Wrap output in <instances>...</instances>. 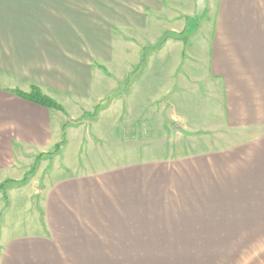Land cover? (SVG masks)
Wrapping results in <instances>:
<instances>
[{
    "label": "crops",
    "instance_id": "crops-1",
    "mask_svg": "<svg viewBox=\"0 0 264 264\" xmlns=\"http://www.w3.org/2000/svg\"><path fill=\"white\" fill-rule=\"evenodd\" d=\"M165 34L185 37L153 52L173 60L151 55L127 83L139 48ZM32 86L63 113L13 94ZM107 98L119 100L79 121ZM165 99L202 142L203 130L231 128V147L162 162L113 155L124 124ZM64 124L65 143L45 157ZM35 164L6 207L0 194V264H264V0H0V184ZM11 192L30 222L7 218Z\"/></svg>",
    "mask_w": 264,
    "mask_h": 264
},
{
    "label": "rangeland",
    "instance_id": "rangeland-1",
    "mask_svg": "<svg viewBox=\"0 0 264 264\" xmlns=\"http://www.w3.org/2000/svg\"><path fill=\"white\" fill-rule=\"evenodd\" d=\"M202 6H203V0H198V7L201 8ZM115 37H118V36L113 35V39H115ZM153 37L154 36H149L148 39L153 40ZM162 37L160 38V40L162 39ZM121 38L123 40L127 39V37L124 35H121ZM181 42H183V41H181ZM147 43H150V42H147ZM147 43L145 45H148ZM177 46H179V45H177ZM150 50H151V47L141 48V49L139 48L137 57L141 60L139 61L138 67L135 66L132 68V71L129 73L130 76H129V79L127 80L128 81L127 83L134 82L136 80V78L142 73V71H144L146 60H144V62H142L143 56L146 59L148 57H150L151 55L153 56V57L151 56L152 58L150 57L152 59L150 61L151 65H153L154 62H156V61H168V59H169V61L173 60L172 51L170 50V48L163 51L162 54H160V55H153L157 51H154V53H153V52H150ZM179 57H181V54ZM118 64H119V66L117 67V70H123L124 66H123V64H121V61H119ZM113 74H115V72H113ZM176 82L179 83V86L181 88L183 87V85H181L180 82L177 81V78H176ZM116 85H117V87L120 85L118 83V81L116 82ZM205 86H206V84H203V92H205L204 91L206 89ZM208 86L206 89L207 91H208V89H212L213 87H215L216 84L211 83V84H208ZM176 87L178 88V85H176ZM115 89H117V88H115ZM136 89H137V90H135L136 97L137 98L143 97L144 95L142 93H138L139 91H138L137 87H136ZM120 91L117 93L122 95L123 92L125 93L127 91V89L123 88V90L120 89ZM124 96H125V94L123 95V97ZM118 97H120V96H118ZM136 97L134 99H136ZM192 98H194V97H191V95L187 96V98H185V93H184V96H182L181 102H183V103L191 102L193 100ZM116 100H119V99H110V98H107V100L105 99L100 105H98L96 108H93V110L90 112V117L83 118L79 121L85 120L86 123L88 125H90V123H92V121L95 120L93 118L96 116L99 109L107 106L108 104H111L112 102H114ZM120 100H122V99H120ZM209 101H210L211 105H215L216 101H214V98L210 99ZM204 106L205 105H203V112L205 111ZM156 107L158 108L156 110L157 112L155 111V113H154L156 115H154V114L152 115L151 113L147 112V113L143 114L140 118L133 120L132 122L124 124L122 129L124 128L125 134L121 133V136H123V137L120 140L117 139L114 142V143H116V146H115L116 151L113 153V155L121 157V160L123 158H125V161H128V162L143 161V160H150V159H153V160L159 159L162 162V161H168L169 159H177L179 157H183L185 154L187 155V153H191L192 156H195V155L197 156L203 152V157L205 158L206 155L215 153L216 151H219L221 149L225 150L226 148L231 147V145H230L231 128L227 127L228 128L227 129L224 127L221 131H217V132L211 131V130H207V131L203 130V142H202L199 135L198 136L196 135V137H195L193 135L187 134L186 131H184V126H183V122H182L183 119H180V120L178 119V116H177L176 112L174 111V108L169 106L167 99L161 100L160 104ZM159 108H161V109H159ZM177 108L181 109L180 106H177ZM206 110H210V107L208 105H206ZM175 118H177V119L175 121H173ZM218 118H219V115H218ZM71 122L72 123H79L78 120L71 121ZM203 125H204V123H203ZM213 127H214V125L211 126L210 128H213ZM117 129H119V128H117ZM120 132H121V130H120ZM115 134L114 135L118 138L120 133L115 131ZM62 139L63 138L61 136V140ZM95 148L97 149V147H95ZM86 150L83 149V152H82L83 156L80 155L81 162H84V159L89 158V155L88 156L84 155V152ZM98 158H100V156L97 158L90 157V159H94V160H97ZM51 162H52V159H48L49 165L47 166V168L44 166V164L40 165L41 166L40 171H38L37 176H36L38 189L40 188L39 186H41L40 185L41 183L39 182V180L41 178V174L44 175L46 172L50 173V171L52 169L51 165L53 163L51 164ZM57 162H58L57 164H59V165H64V162H61V159H58ZM89 163L91 164L93 162H89ZM95 163H98V162H95ZM101 163L106 164L104 162H101ZM122 164H123V162H122ZM35 165H37V164H35ZM42 166L44 167V169ZM55 167L56 166H54L53 168L55 169ZM41 170H43V171L41 172ZM53 171H55V170H53ZM206 185L209 186V184H206ZM12 186H17V185L10 184V185H7L6 187L9 188ZM19 192L20 193H26L28 195L29 187L22 188L21 191H19ZM15 196L16 195L12 194V192H11L10 198H11L12 202H15V204H17V205H15V208L12 210V213L7 218H9L11 220H15V221L16 220L17 221L22 220L21 222H24V223L30 222L29 220H23V219H30L34 216L32 209L30 207L29 208L28 207L25 208L23 206L19 207L18 206L19 203H21V205H23V203L18 202L17 199L15 198ZM34 202H35V199H33L32 204H34ZM1 219H2V216L0 213V220Z\"/></svg>",
    "mask_w": 264,
    "mask_h": 264
},
{
    "label": "trees",
    "instance_id": "trees-1",
    "mask_svg": "<svg viewBox=\"0 0 264 264\" xmlns=\"http://www.w3.org/2000/svg\"><path fill=\"white\" fill-rule=\"evenodd\" d=\"M169 40H173V41H177V42H181V41L184 42L185 37L183 35L177 36V35L165 34V35H163L162 39L154 47H151L150 52H154V51L159 50L164 45V43L166 41H169ZM144 60H146V58L143 56L142 62H144ZM13 94L16 95L17 97L23 99V100H26V101L31 102L33 104H36L38 106H41V107H44L47 109H52V110L59 111V112L63 113V108L59 104H57L53 99L43 95L41 93V91L39 90V88H37L35 86H32L31 90L28 93H23L19 90H13ZM67 125L68 124H64L63 128H62L63 132H62L61 136L63 139L60 141L59 144H57V146H55V148L52 152L45 154V157L51 158L59 152V149L65 143L64 131H65ZM41 157L42 156H38L37 160L40 159ZM35 171H36V165H33V167L29 170V172H27L25 174V176L23 177V179L21 181H19V182L6 181V182L0 184V194H2V196H3L5 207L8 205L7 196H6V190H7L6 186L10 185V184L17 185V186H21V185L26 184L28 182V180L33 176Z\"/></svg>",
    "mask_w": 264,
    "mask_h": 264
}]
</instances>
